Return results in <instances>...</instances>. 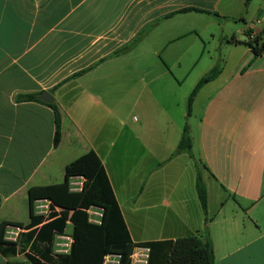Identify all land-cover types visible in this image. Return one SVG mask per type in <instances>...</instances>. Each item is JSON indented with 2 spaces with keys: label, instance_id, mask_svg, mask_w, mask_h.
Wrapping results in <instances>:
<instances>
[{
  "label": "crops",
  "instance_id": "0c3cea01",
  "mask_svg": "<svg viewBox=\"0 0 264 264\" xmlns=\"http://www.w3.org/2000/svg\"><path fill=\"white\" fill-rule=\"evenodd\" d=\"M245 1L0 0V224H28L30 192L63 183L65 166L93 151L133 243L207 228L214 264H264V51L253 57L245 43L247 31L264 42V0ZM218 64L188 115V74L200 70L195 86ZM43 92L60 111L57 147L50 107L19 99ZM131 95L136 135L121 118ZM200 101L191 139L207 223L194 161L175 154ZM83 181L71 177L69 190Z\"/></svg>",
  "mask_w": 264,
  "mask_h": 264
},
{
  "label": "trees",
  "instance_id": "16d2710c",
  "mask_svg": "<svg viewBox=\"0 0 264 264\" xmlns=\"http://www.w3.org/2000/svg\"><path fill=\"white\" fill-rule=\"evenodd\" d=\"M251 0H246L247 6ZM183 11H199L187 9ZM214 16L218 17L216 13ZM245 43L251 49L253 57L264 51V42L260 35L245 33ZM137 38L134 40L136 41ZM133 41V42H134ZM236 43L237 41L231 40ZM133 42L122 47L114 54L129 50ZM220 72V65L214 66L198 80L187 98V113L199 89L213 80ZM39 93L21 95L20 100L44 103L37 98ZM45 104V103H44ZM53 113V147H57L61 137V116L56 103L46 104ZM186 153L194 161L196 170L195 191L207 223V192L202 179L201 167L192 155V139L189 128L184 126L175 154ZM71 177L84 179L81 190H69ZM30 192V221L26 225L3 222L0 224V255L7 259L6 264H25L10 260L23 254L26 264H102L106 255L118 256V264H132L130 255L137 246L148 247V259L145 264H214L212 243L204 228L202 236L193 235L175 240L133 243L118 203L112 192L101 161L93 151L80 156L65 166L64 181L59 185ZM48 200L50 211L46 217L34 213V202ZM96 207L101 210L99 224L88 221L86 210ZM58 209L57 211L55 209ZM70 222L72 243L67 254L54 253V241L63 234ZM15 226L24 229L15 242L4 238L6 228Z\"/></svg>",
  "mask_w": 264,
  "mask_h": 264
},
{
  "label": "built area",
  "instance_id": "2783aa9c",
  "mask_svg": "<svg viewBox=\"0 0 264 264\" xmlns=\"http://www.w3.org/2000/svg\"><path fill=\"white\" fill-rule=\"evenodd\" d=\"M81 190V189H80ZM51 202L48 200H37L34 202V213L36 215L46 217L50 211ZM58 210L57 208L55 209ZM88 215V221L92 224H99L101 219V210L96 207H90L86 210ZM70 225V222H68ZM24 232V229L9 226L6 228L4 238L6 241L15 242L20 233ZM64 232L63 234H58L54 241V253L56 254H67L70 250V245L72 243L71 234ZM149 248L137 246L133 249L130 255V261L132 264H145L148 259ZM102 264H118V256L116 255H106L103 259Z\"/></svg>",
  "mask_w": 264,
  "mask_h": 264
},
{
  "label": "rangeland",
  "instance_id": "374dc122",
  "mask_svg": "<svg viewBox=\"0 0 264 264\" xmlns=\"http://www.w3.org/2000/svg\"><path fill=\"white\" fill-rule=\"evenodd\" d=\"M260 21H261L262 27H264V19L262 18ZM263 39H264V36H263L262 40ZM199 73H200V70L197 69L195 72L188 74V96H189L190 92L192 91V89L194 88V83H195V80L197 79V76L199 75ZM135 99H136V95L135 96L131 95L129 97V99H128L129 102L127 103L125 109H123V112H122L123 114L121 116L123 128H125V130L129 131L132 135H136L137 131L141 127V117L138 114L137 109L132 107V103L135 101ZM202 103H203V101L196 103V106L194 107V109L191 112V116L188 117L189 134L192 138H195V139L197 137V129H196L197 120H198L197 115L200 112V106L202 105ZM130 144L131 145L129 146V148L135 152V141H134V139L131 138ZM192 152H193L192 155H194V157H195L196 149H193ZM127 154L130 156V155H133L135 153H132V152L129 153L127 151ZM128 162H130V160H128ZM219 195L224 196L221 193ZM210 196L211 197L217 196V192L214 195H213V193L210 192ZM213 198H210V204H209V209L211 212L217 208L216 200H215V198L214 199ZM229 206H231V205H229ZM229 206L227 205L226 208L223 209V212H225L226 214L229 211ZM66 231L70 233L71 228L69 227V225L67 226ZM18 260H20L21 262H24L23 257H19Z\"/></svg>",
  "mask_w": 264,
  "mask_h": 264
},
{
  "label": "water",
  "instance_id": "95a60500",
  "mask_svg": "<svg viewBox=\"0 0 264 264\" xmlns=\"http://www.w3.org/2000/svg\"><path fill=\"white\" fill-rule=\"evenodd\" d=\"M37 98L46 104H52L54 102V98L49 92H43Z\"/></svg>",
  "mask_w": 264,
  "mask_h": 264
}]
</instances>
